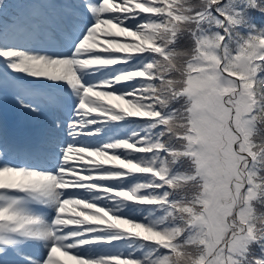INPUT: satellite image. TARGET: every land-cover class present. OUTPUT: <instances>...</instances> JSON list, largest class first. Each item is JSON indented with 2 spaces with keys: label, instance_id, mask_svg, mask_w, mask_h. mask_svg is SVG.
I'll return each mask as SVG.
<instances>
[{
  "label": "snow or ice",
  "instance_id": "snow-or-ice-1",
  "mask_svg": "<svg viewBox=\"0 0 264 264\" xmlns=\"http://www.w3.org/2000/svg\"><path fill=\"white\" fill-rule=\"evenodd\" d=\"M14 9L11 14L10 10ZM264 0H0V264H264Z\"/></svg>",
  "mask_w": 264,
  "mask_h": 264
},
{
  "label": "rangeland",
  "instance_id": "rangeland-1",
  "mask_svg": "<svg viewBox=\"0 0 264 264\" xmlns=\"http://www.w3.org/2000/svg\"><path fill=\"white\" fill-rule=\"evenodd\" d=\"M0 101L2 103V105L0 104V116H3L6 118L8 127H10L11 123H13V125L17 129L16 134H23L27 132L26 118H24L22 114H19L14 110L13 101L11 97H8ZM12 113H16V114L10 117Z\"/></svg>",
  "mask_w": 264,
  "mask_h": 264
},
{
  "label": "trees",
  "instance_id": "trees-1",
  "mask_svg": "<svg viewBox=\"0 0 264 264\" xmlns=\"http://www.w3.org/2000/svg\"><path fill=\"white\" fill-rule=\"evenodd\" d=\"M7 2H8V0H7ZM254 15H255V17H256V22H257L258 24L261 22L262 19H264V18L260 17L259 14H254Z\"/></svg>",
  "mask_w": 264,
  "mask_h": 264
}]
</instances>
